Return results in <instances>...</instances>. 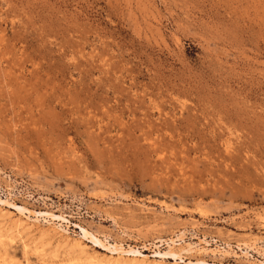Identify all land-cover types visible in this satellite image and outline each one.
Here are the masks:
<instances>
[{"label": "rangeland", "instance_id": "1", "mask_svg": "<svg viewBox=\"0 0 264 264\" xmlns=\"http://www.w3.org/2000/svg\"><path fill=\"white\" fill-rule=\"evenodd\" d=\"M0 200V264H264V0H0Z\"/></svg>", "mask_w": 264, "mask_h": 264}, {"label": "bare ground", "instance_id": "2", "mask_svg": "<svg viewBox=\"0 0 264 264\" xmlns=\"http://www.w3.org/2000/svg\"><path fill=\"white\" fill-rule=\"evenodd\" d=\"M3 203H4V202L0 200V204H3ZM5 204H6V203H5ZM5 204H4V205H5ZM1 206H2V205H1ZM5 207H6V206H5ZM14 208H17L18 211H19L20 213H21V212H22V214L24 213V209H23V208H21V207H16V206H14ZM0 209H1V208H0ZM33 215H34V214H33ZM36 215H37L38 217H39V216L46 215V216H48V217H52L53 219H56V218H57V217H55L54 215H52V214H48V213H44V214H42V213H38V214H36ZM8 218H9V217H8ZM35 219H36V218H35ZM35 219H34V220H35ZM57 219H58V218H57ZM34 220H33V222H34ZM51 227H52V226H51ZM8 228H10V227H8ZM8 228H7V229H8ZM11 229H13V228H11ZM11 229H10V230H11ZM45 229H46V228H45ZM3 230H4V229H3ZM8 232H10V231H8ZM8 232H7V233H8ZM61 232H62V231H61ZM4 233L6 234V232H4ZM4 233H3V234H4ZM0 234H1V233H0ZM59 235H60V234H59ZM88 235H89V234L83 230V236H84V238L87 237ZM90 237H91V236H90ZM0 238H1V237H0ZM2 238H3V237H2ZM60 238H61V237H60ZM27 239H28V238H27ZM1 240H2V239H1ZM91 240H92V239H91ZM93 241H94V243L99 244V245H100V246L98 245L99 247H102V246H101V243L99 242L100 240H97V239L94 238ZM42 243H43V242H42ZM81 243H82V242H81ZM103 244H104V243H103ZM40 245H41V244H40ZM109 246H110V245H109ZM37 247H38V246H37ZM105 247H106V246H103V249H105V251H107L109 247H107V248H105ZM113 247H115V246H113ZM118 247H119V246H117V248L113 249L114 251L112 250V252H113V253H115V252L118 253L117 255H120L121 257L124 256V255H126V256H128V255H129V256H136V255L142 256L141 253L131 254V253L127 252L126 250H124L123 247H122V248H121V247L118 248ZM40 248H41V247H40ZM60 249H61V248H60ZM205 250H206V249H205ZM110 251H111V250H110ZM170 251H171V250L169 249V252H170ZM198 251H199V250H198ZM206 251H207V250H206ZM173 253H174V252H173ZM173 253H171V254H169V253L162 254V253L157 252V253H154V254H156V255L153 254V256L156 257V258H157V257H165V256L167 257V256H170V257H174L175 259H177V255H176V254H173ZM110 255H111V254H110ZM117 255H116V258H117ZM105 256H106V255H105ZM105 256H103L104 259H105V261L108 262V260H111V262H112V259H111L110 256L107 255L108 257H110L109 259H108L107 257L105 258ZM146 256H147V255H146ZM149 256H150V255H149ZM113 257H114V256H113ZM118 257H119V256H118ZM142 257H144V256H142ZM142 257H141V258H142ZM116 258H115V259H116ZM135 258L138 259V257H135ZM135 258H134V259H135ZM141 258H140V259H141ZM147 258H148V257H146V260H147ZM89 259H90V258H89ZM106 259H107V260H106ZM124 259H126V258H124ZM132 259H133V257H132ZM132 259H131V260H132ZM134 259H133V260H134ZM137 259H136V261H138ZM159 259H160V258H159ZM170 259H171V258H170ZM128 260H129V259H128ZM141 260H142V262L145 261V259H141ZM163 260H164V259H163ZM115 261H116V260H115ZM118 261H120V260L118 259ZM126 261H127V260H126ZM156 261H157V259H156ZM176 261H177V260H176ZM113 262H114V261H113ZM113 262H112V263H113ZM124 262H125V261H124ZM161 262H162V261H161ZM114 263H115V262H114ZM175 263H176V262H175ZM175 263H174V264H175ZM145 264H146V263H145ZM151 264H155V263L151 262ZM156 264H158V263H156ZM189 264H205V262H203L202 260H200V261L198 260L197 262H194V263L190 262Z\"/></svg>", "mask_w": 264, "mask_h": 264}]
</instances>
